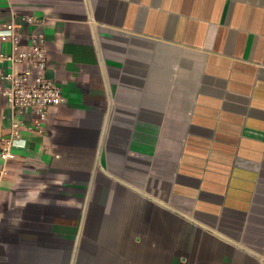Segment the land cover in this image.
Returning <instances> with one entry per match:
<instances>
[{"label": "crops", "instance_id": "0c3cea01", "mask_svg": "<svg viewBox=\"0 0 264 264\" xmlns=\"http://www.w3.org/2000/svg\"><path fill=\"white\" fill-rule=\"evenodd\" d=\"M11 22L62 102L37 127L0 75V149L32 128L0 157V264H264V0H0Z\"/></svg>", "mask_w": 264, "mask_h": 264}, {"label": "built area", "instance_id": "2783aa9c", "mask_svg": "<svg viewBox=\"0 0 264 264\" xmlns=\"http://www.w3.org/2000/svg\"><path fill=\"white\" fill-rule=\"evenodd\" d=\"M27 20L32 21L31 18ZM16 28L17 24L11 22L0 30V40L11 45L8 54L0 53V62L9 61L12 65L11 72L0 70V75L9 82V87L3 93L14 111L34 110L38 115L37 127H41L49 110L61 104L62 90L55 80L46 75L48 54L43 34H32L30 43L24 44ZM19 66L21 68L17 69ZM24 129L32 128L26 127L20 119L13 120L10 136L3 140L0 149V157L4 162L14 158V147L25 145L22 137Z\"/></svg>", "mask_w": 264, "mask_h": 264}]
</instances>
